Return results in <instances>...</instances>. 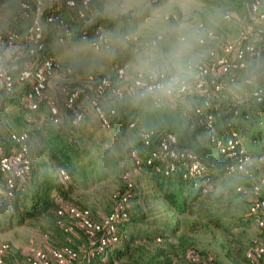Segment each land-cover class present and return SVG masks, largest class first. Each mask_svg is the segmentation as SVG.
<instances>
[{
    "label": "rangeland",
    "instance_id": "rangeland-1",
    "mask_svg": "<svg viewBox=\"0 0 264 264\" xmlns=\"http://www.w3.org/2000/svg\"><path fill=\"white\" fill-rule=\"evenodd\" d=\"M22 1L0 0V38L7 32H16L21 36V40L12 46L0 40V65L5 73L14 78L11 91L5 89L0 79V142H12L11 136L24 135L27 139L25 144L29 148L28 156L36 167H40L44 160L41 150L49 133L57 131L66 135L73 173L70 177L65 171L69 179L63 180L73 184L74 190L70 195L71 199L61 210L72 205L79 210H88L92 220L102 222L118 211L120 206H124L122 213L125 218L117 224L121 240L114 248H121L122 240L129 236H142L144 231H150L154 235L162 232L164 237L157 238V243L173 252L169 254L173 264H182L184 258L194 255L193 252L200 254L198 258L201 261L211 257L216 264H253L248 255L256 252L257 246L264 244V228L257 219L264 218V212L251 216L249 210L254 199L252 190L259 187V182L264 178V137L261 139L264 136V118L251 121L250 116L255 139L245 133L240 139V147L251 158L247 173L222 175L212 185L213 201L210 208L221 227L208 226L200 232L192 233L186 231L187 222L191 219L182 216L179 217V231L172 233L169 229L174 224L175 213L169 211L153 191L149 176L145 168H142L143 162L138 164L135 161L134 156L137 153L127 147L121 134L113 129L112 121H109V128L102 127L93 108L95 106L91 105V83L102 76L115 77L118 69L133 61L139 50L154 40L167 41L171 30L179 24L197 28L200 39H205L204 43L197 45L196 74L190 84L196 81L199 65L205 70L210 66L215 68L214 73L207 76L208 81H218V77L222 75V81L225 82L226 76L219 67L222 59L229 58L225 49L230 45L238 47L247 30L264 32V21L251 17L254 19L252 21L249 15L251 3L255 2L259 3L258 12L264 15V0H238L241 5L239 8L228 0H193L187 7H181L178 0H92L90 26L98 23L97 26L104 30V35L109 40L107 48L99 49H94L91 44L72 41L63 30L47 25L42 15L43 48L52 55L57 65L52 76L48 78L47 91L54 105L60 110L59 123H53L51 106L45 101H41L35 109L28 107V94L32 91L34 82H21L18 79V73L24 68L38 70L43 57L41 50L30 54L27 52L24 37L31 21L24 16ZM95 2L97 5L101 4L102 9L94 5ZM228 12L232 18L226 22L225 19L229 20L226 15ZM64 16L74 27L68 30L77 32L82 22H78L70 11L65 10ZM209 33H212L211 37L208 36ZM207 43L211 44L209 51L204 47ZM235 74L228 73L222 93L214 92L209 85L200 88L205 101L230 97L236 102H250L256 85L236 84L240 75L236 76L235 82H229V78L235 77ZM126 76L130 79L127 69L124 78ZM118 84H122V81ZM63 86L78 92L74 103L82 115L79 122H75L72 111L66 107L65 97L60 95H64ZM199 90L190 87L181 94L182 99L178 98L177 101L184 104L186 111H192L190 98ZM115 105L105 102L101 106L108 113L110 106H114L110 109L117 108ZM220 106L217 104L208 112L213 114L214 119L219 114ZM201 109L203 111L202 107ZM206 115L203 116L204 119L200 118L202 122ZM16 119L21 122L17 123ZM70 123L72 128L69 127ZM259 131L263 135H259ZM258 139L260 140L257 141ZM2 193L0 187V195ZM260 199L264 200V191H261ZM61 221L65 226H71L72 230L61 228V225L57 227L55 222L45 220L1 230L0 264H30L28 258L31 254L38 251L50 254L53 249L65 247L77 252L78 258L74 264H110L111 258L115 257L114 248L88 260L90 246L85 232L77 226L75 219L66 216ZM122 223L119 230V224ZM155 244L144 240L136 243L133 248L137 250L135 257L138 264H146L152 259ZM94 250H91L90 257Z\"/></svg>",
    "mask_w": 264,
    "mask_h": 264
},
{
    "label": "trees",
    "instance_id": "trees-1",
    "mask_svg": "<svg viewBox=\"0 0 264 264\" xmlns=\"http://www.w3.org/2000/svg\"><path fill=\"white\" fill-rule=\"evenodd\" d=\"M65 1L66 0H47L46 9L43 13L44 18L50 14L59 15L68 22L70 27L74 28L70 25V21L65 18V10L70 11L74 14L78 22H81L78 18V11L82 9L86 12L88 20L92 21L89 17L93 6L92 0H89L87 6L83 5L82 0H76V6L74 7L66 6ZM228 1L234 6L237 5L238 8L241 6L238 0ZM59 2L63 3V7L58 11H53L59 6ZM28 3L34 8L30 0H28ZM252 4L253 3H251L249 8L250 19L252 21H254V19L257 21H264V18H260L262 13H253ZM94 5L102 9L101 4L97 5L95 2ZM226 15L229 17V20L225 19L224 21L229 22L232 16L229 12ZM251 17H254V19ZM47 25L52 26L51 24ZM81 25L82 23L80 26ZM97 25L98 23L96 26ZM96 26H90L88 28L89 40H81L77 36V32L74 31V35L71 37L72 41L77 40L90 44L93 41V29ZM60 34L62 35L64 33ZM248 45L254 48L253 54L246 53L243 62L245 65L244 69L240 71L232 70V73H236L235 76H241L236 84L245 86H251L252 84L256 85L257 88L250 101L252 104H249L250 102H236L230 97H222L221 99L210 101L212 109L217 104L221 105L219 114H217L215 118V127L216 134L224 139L230 133H237L239 140L243 137V133L255 139L256 134L250 123H252L251 121L253 120L258 121L264 118V32L261 31L256 33L247 30V34L241 37L238 47L245 48ZM204 47L209 51L211 49V44L207 43ZM41 55H43V57L38 66V70L42 69L44 58L46 56H52L45 48L41 50ZM110 79L117 83L122 81L121 85L125 91L126 85L131 84L127 76L123 78V80L119 79L117 72L115 77ZM222 79V75L218 77V81ZM200 92L199 90L193 93L195 94L194 97L190 98L192 111H186V108L183 107L184 104L179 103L180 101H177L178 99L173 101L175 102L174 104L171 102L162 109L146 108L142 104L134 103L129 93L123 98L101 100L102 105L105 102L116 104L115 107L117 108H115V114L110 113V107L114 108V106L108 108V117L112 121L113 129L121 134L123 140L127 143V147L131 148V151L137 153L138 159L143 162L142 168H145L149 176L153 191L166 204L168 210L175 213L176 218L174 224L172 223V228L169 229L172 233L179 231L181 227L178 224L179 217L182 216H187L191 219V221L187 222L186 231L192 233L200 232L208 226L220 228L221 226L218 218L210 208L213 201L212 185L216 182V179L222 175L234 176L245 174H227L226 167L233 162V160L227 153L222 152L210 142L206 127L201 122L200 118L202 117L204 119L203 116H205L211 108H205V96ZM256 93L258 95H255ZM60 95L64 96L62 94ZM180 98L181 97H179V99ZM198 107L203 108L204 114L201 117L195 114V110ZM250 116L252 117L251 121L249 120ZM16 122L19 123L21 121L16 119ZM69 127L72 128L71 123ZM150 131L156 132L159 136L167 133L175 134L178 138V146L184 150L192 151L200 159L206 170L207 176L210 178V182L207 183L205 180L200 179L196 185L193 179L184 178L182 172L179 170L167 169V162H163L159 157H154L153 155L156 151L159 152L156 142H153L151 146H146L142 140V134ZM257 133L263 135L260 131ZM263 137L264 136H262L261 139ZM11 139L12 142H0V147L3 149L4 154H11L19 148V143L16 142L12 136ZM156 139L157 137L154 140ZM66 140V135L57 131L50 132L41 150L43 154L42 157L44 158L43 162H41L42 164L40 167H36L32 163L31 170L27 174L21 178L14 179L13 188H9L5 174L0 171V187L3 190V193L0 195V231L5 228L11 229L16 226L40 220H45L50 223L55 222V225L58 227L57 224L60 219L58 212L63 208L64 204L71 199L70 195L74 190L73 184L64 181L60 174L61 170L66 171L70 177L73 173L72 159L68 150L69 144ZM259 140L260 139L257 141ZM149 160L152 161L151 164L148 163ZM122 225L123 223L119 224V230ZM162 237H164L162 232L154 235V233L150 231H144V235L142 236H129L128 238H124L121 248H114L120 243L119 241L118 244L110 246L107 249L106 253L114 248L113 252L115 253V257L113 259L111 258L110 264H138L135 257L137 250L133 247L140 240L148 241L150 244L156 243L155 254L146 264H173V259L169 255L173 252L168 248L162 247L163 244L157 243V238L162 239ZM85 238L90 246L88 260H93L92 257H90V252L97 247V240L90 241L87 236ZM169 246H172V244H169ZM193 254L200 255L196 252H193ZM185 261L186 258L183 259L182 264H184ZM214 263L216 264L217 262ZM253 264H264V256L261 259H255Z\"/></svg>",
    "mask_w": 264,
    "mask_h": 264
},
{
    "label": "built area",
    "instance_id": "built-area-1",
    "mask_svg": "<svg viewBox=\"0 0 264 264\" xmlns=\"http://www.w3.org/2000/svg\"><path fill=\"white\" fill-rule=\"evenodd\" d=\"M33 3L34 8H32L28 0H23L21 2V8L23 10L24 16L30 18V26L25 34V46H27V52L34 53L39 52L43 49V29L41 25V18L46 8V0H30ZM76 0H66L65 5L68 7L76 6ZM83 5L87 6L89 0H82ZM258 2L252 4L253 13L258 14ZM58 7L53 11H58L63 7V3L59 2ZM228 17V16H227ZM78 18L81 20L82 25L77 31V36L84 41L89 40L88 28L90 26V21L87 18L86 12L82 9L78 11ZM260 18H264V15H260ZM47 24H51L57 29H61L68 37H73L74 31L70 32L68 29V22L59 15L50 14L45 18ZM94 38L90 43L94 49L108 47L109 40L104 35V30L100 26H96L93 29ZM209 37L212 36V33L208 34ZM103 37V39H101ZM8 46L16 44L21 40L20 34L16 32H7L5 36L0 38ZM205 39H200V43H204ZM229 47V48H228ZM225 49V54L229 55V58H224L219 62V67H221V72L226 76L225 82L222 80L208 81V75L214 73L215 68L210 66L208 70L203 69L200 65L197 67V78L196 81L189 86L199 90L200 88L206 87L207 85L213 88V91L218 93L224 89V86L227 83L228 73H232V70H241L245 67L244 58L246 53L253 54L254 48L251 45L246 46L245 48L234 47L232 45L228 46ZM27 53V54H28ZM2 59L0 58V62ZM57 67L54 59L51 56H47L43 60V65L41 70H34L24 68L18 73V79L21 82H26L28 80H33L34 84L32 91L28 94L29 108L35 109L41 101H45L49 106H51V119L53 123H59L61 121L60 110L57 106L54 105L50 95L48 94V78H50ZM127 67L118 69L117 74L119 79H123L126 74ZM70 72V70H67ZM0 79L3 81L5 89L11 91L14 78L11 75H8L4 72L0 65ZM237 80L236 76H231L229 82H235ZM186 89V91L190 88ZM67 87V88H66ZM132 84L126 85V91L123 89L121 84L114 82L113 80L105 77H99L91 83V91L93 93L91 105L97 113L99 121L101 122L102 127L109 128L110 119L108 113L102 109V101L107 98H123L127 93L130 92ZM185 91V92H186ZM184 92V93H185ZM62 93L65 97L66 107L72 111L75 122H79L82 119V115L76 109L74 103L78 92L73 89H69L68 86H63ZM182 93V94H184ZM255 95H258L257 93ZM204 105L208 108L212 107L211 102L205 101ZM216 107V106H214ZM213 107V108H214ZM111 114H115V110H110ZM196 115L199 117L203 116L204 112L200 107L195 110ZM202 122V121H201ZM208 132V137L210 142L219 148L222 152L227 153L229 157L232 158L231 162L227 167V174L233 175L237 173H247V168L250 165L251 158L246 154L240 145H242L241 140H239L237 133H230L224 139L216 134L215 119L212 113L206 115L205 120L202 122ZM13 139L19 143V148L12 152L11 154H4L3 149L0 147V171L5 174L9 188H13L14 179L21 178L27 174L32 167V160L28 156V146L25 144V136L20 135L12 136ZM157 137L156 140H154ZM142 140L146 146H151L153 142H156L159 152L154 153V157H159L163 162H167L166 168L171 170H179L182 172L184 178L193 179L196 182L202 179L207 183L210 182V178L206 174V170L200 161V159L192 152L184 150L178 146L177 138L172 133L157 135L156 132L150 131L142 134ZM242 148V149H241ZM135 161L139 164L141 162L138 157L134 156ZM151 160L148 161L151 164ZM64 180L69 179V175L65 171L60 172ZM259 187H255L252 190L254 199L250 205V214L251 216H258L264 212V200L260 199L261 191H264V178L259 182ZM241 189H239L240 191ZM126 201V199H124ZM125 209L124 206H120L119 210L111 214L108 218L102 222H95L92 220L90 212L88 210H79L75 206L69 205L65 210H60L58 215L60 217L58 221V226L65 228L68 231L72 230L71 226H65L61 221L66 216L72 220L77 221V226L82 229L87 237L90 240H97V247L92 252L91 257H96L97 255L102 254L108 247L116 245L120 241V235L118 232V222L125 218V215L122 211ZM259 225L264 228V218L258 217ZM61 225V226H60ZM256 252L249 254L248 257L253 263L255 259H261L264 256V244L257 246ZM78 254L75 250L65 247L53 249L50 251V254L45 251H38L35 254H31L28 261L30 264H74ZM184 264H214V261L211 257L206 258L201 261L198 258V255H188Z\"/></svg>",
    "mask_w": 264,
    "mask_h": 264
},
{
    "label": "clouds",
    "instance_id": "clouds-1",
    "mask_svg": "<svg viewBox=\"0 0 264 264\" xmlns=\"http://www.w3.org/2000/svg\"><path fill=\"white\" fill-rule=\"evenodd\" d=\"M193 0H178L187 7ZM103 39V37L101 38ZM200 34L187 24L176 25L167 41H152L137 52L127 67L136 104L162 109L186 91L196 74Z\"/></svg>",
    "mask_w": 264,
    "mask_h": 264
}]
</instances>
